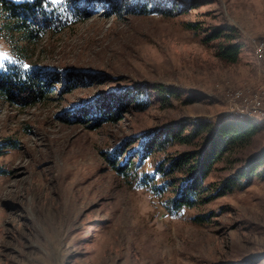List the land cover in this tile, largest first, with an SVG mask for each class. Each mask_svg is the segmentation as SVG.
I'll use <instances>...</instances> for the list:
<instances>
[{
	"label": "rangeland",
	"instance_id": "1",
	"mask_svg": "<svg viewBox=\"0 0 264 264\" xmlns=\"http://www.w3.org/2000/svg\"><path fill=\"white\" fill-rule=\"evenodd\" d=\"M91 1L89 14L79 11L33 43L6 35L0 15V67L26 48L25 64L57 80L34 106L0 97V264H264V179L252 177L172 217L104 157L118 141L142 133L196 120L216 126L236 116L231 94L264 88V66L253 50L264 39V0H174L185 12L172 17L121 14L113 0ZM188 23L233 29L244 45L239 61H221L218 42L205 44ZM67 71L91 73L61 94L58 78ZM158 87L179 97L161 102ZM145 88L149 107H128L120 121L97 129L63 121L83 101ZM254 120L261 130L237 156L264 152V119ZM139 168L154 175L148 159ZM227 168L218 163L205 184L225 179ZM198 216L210 218L198 224Z\"/></svg>",
	"mask_w": 264,
	"mask_h": 264
},
{
	"label": "trees",
	"instance_id": "2",
	"mask_svg": "<svg viewBox=\"0 0 264 264\" xmlns=\"http://www.w3.org/2000/svg\"><path fill=\"white\" fill-rule=\"evenodd\" d=\"M113 1L118 5L117 9L121 14H160L172 17L185 12V8L175 4L174 0ZM91 3V0H73V3L68 1L52 5L50 0H32L31 3L25 0H0V15L4 21L1 28L11 38L18 34L25 42L33 43L47 32L62 30L79 11L89 14ZM185 28L197 35L203 33L202 41L205 44L217 41V56L221 61L230 64L239 61V53L244 45L236 41L237 36L233 29L214 27L204 31L199 23H188ZM25 51L26 48L21 49V52L15 54L16 61L0 67V97L21 108L44 102L53 91L52 85L57 83L49 75V70L32 65L25 68L22 57ZM90 73H63L58 78L61 83L59 93L74 90ZM146 90L151 88L111 91L83 101L66 111L63 121L86 122V126L92 129L108 122L120 121L124 112L129 110L128 107L137 111L149 107ZM157 91L161 102L171 97H179L177 92L161 87ZM189 125L190 130H187ZM260 130L257 120L237 115L222 119L216 126L203 120L183 122L139 134L137 138L120 140L104 157L117 175L127 179L134 188L159 198L166 213L175 217L185 210L244 187L252 177L264 179V152L249 157L237 156L251 147ZM174 146L187 148L180 152H170ZM146 159L151 162L153 176L140 172L139 167ZM218 163L227 164L229 174L219 182L205 184L212 172L216 171ZM3 173L0 170V175ZM208 218L210 217L198 216L193 221L199 224Z\"/></svg>",
	"mask_w": 264,
	"mask_h": 264
},
{
	"label": "built area",
	"instance_id": "3",
	"mask_svg": "<svg viewBox=\"0 0 264 264\" xmlns=\"http://www.w3.org/2000/svg\"><path fill=\"white\" fill-rule=\"evenodd\" d=\"M254 54L264 66V39L254 44ZM231 112L239 117L254 120L264 119V88L257 92L237 90L231 94Z\"/></svg>",
	"mask_w": 264,
	"mask_h": 264
},
{
	"label": "snow or ice",
	"instance_id": "4",
	"mask_svg": "<svg viewBox=\"0 0 264 264\" xmlns=\"http://www.w3.org/2000/svg\"><path fill=\"white\" fill-rule=\"evenodd\" d=\"M17 2H20V0H17ZM25 2L31 3L32 0H25ZM43 2V0H42ZM61 3H68V0H50V4L52 5H57V4H61ZM25 68L28 67V65H24Z\"/></svg>",
	"mask_w": 264,
	"mask_h": 264
}]
</instances>
